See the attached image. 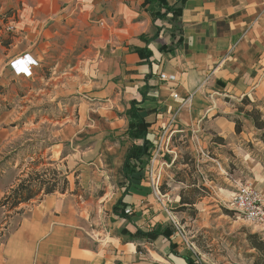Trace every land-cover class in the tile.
<instances>
[{
    "label": "crops",
    "instance_id": "obj_1",
    "mask_svg": "<svg viewBox=\"0 0 264 264\" xmlns=\"http://www.w3.org/2000/svg\"><path fill=\"white\" fill-rule=\"evenodd\" d=\"M163 5L180 12H167L154 0H0V25H15L13 32L0 33V85L26 77L11 64L22 54L39 61L36 74L59 44L69 52L86 44L83 54L92 61L94 76L84 84L90 97L79 123L64 125L59 133L64 141H87L80 160L101 163L123 182L106 216L99 215L96 231L82 216L90 205L44 195L15 228L0 235V264H188V257L195 264H214L184 243L164 208L169 200L179 203L182 191L208 184L186 180L178 189L170 183L158 199L145 179L147 169L128 179L123 167L134 140L126 112L138 101L153 143L167 129L175 140L186 137L193 152L216 145L238 148L237 140L249 136L236 132L232 102L264 87V0H164ZM156 10L166 16L156 17ZM8 131L0 126V145ZM8 189L0 181V204ZM123 209L131 211L123 216ZM158 226L156 235H135Z\"/></svg>",
    "mask_w": 264,
    "mask_h": 264
},
{
    "label": "rangeland",
    "instance_id": "obj_2",
    "mask_svg": "<svg viewBox=\"0 0 264 264\" xmlns=\"http://www.w3.org/2000/svg\"><path fill=\"white\" fill-rule=\"evenodd\" d=\"M85 47L82 44L69 52L59 44L47 54L36 74L9 78L7 84L0 85V126L9 130L0 145V181L8 186L6 193L25 179H31L35 191L43 188L30 203L16 210L8 211L0 204V235L15 228L24 211L43 198L45 188L53 183L58 198H76L81 205L91 206V211H82V216L96 231L102 225L99 215L106 216V208L123 186L114 170L80 160L87 141H64L59 133L64 125L75 127L79 123L90 97L89 86L84 84L94 76L88 67L92 61L83 54ZM232 103L234 121L239 120L242 131L249 136L243 134L237 140L238 148L216 145V150L208 147L193 152L186 137L177 136L172 146L161 152L155 172L161 175V192L170 183L179 189L186 180L208 184L196 193L208 197L194 198L204 199L198 209H184L174 199L167 201L185 225L191 248L214 264H253L254 250L247 235L257 232L264 238V225L239 215L230 201L235 190L246 184L257 187L264 197V127H257L252 118L264 121V87ZM114 139L123 142L119 136ZM145 177L152 187L150 173L146 171ZM42 178L47 180L44 186L40 185ZM65 185L67 190L61 192Z\"/></svg>",
    "mask_w": 264,
    "mask_h": 264
},
{
    "label": "trees",
    "instance_id": "obj_3",
    "mask_svg": "<svg viewBox=\"0 0 264 264\" xmlns=\"http://www.w3.org/2000/svg\"><path fill=\"white\" fill-rule=\"evenodd\" d=\"M152 2L153 0H149ZM159 1V5L163 6L167 12H180L179 8H175L173 6L169 5H163L164 0H154ZM156 17H165L166 15L161 12V10H156L153 12ZM155 38V36L153 37ZM181 41V38L178 40V42ZM177 42V43H178ZM162 48H164L162 46ZM173 48H170L172 50ZM151 52L149 51L147 55L149 56ZM138 101L133 100L131 102V107L127 110L126 114L129 117V127H128V134L129 137L134 140V143L129 147L125 162H124V173L128 179L132 177L134 173L143 171L147 168L149 164V159L151 156V151L154 148V143L148 138L149 133V127L150 123L146 121V119L141 115L139 111V107L137 106ZM246 115L251 116V112H247ZM254 120V123L257 125V127L262 128L264 127V121L259 120L257 117H252ZM242 123L239 120H236V132L240 133L242 131ZM141 141L140 143L137 141ZM222 139H216V141H221ZM47 183V180L42 178L40 180V185L44 186ZM192 184H195L196 182H191ZM56 183H53L52 186H47L45 188L44 194H51L55 191H57ZM43 188H40L42 190ZM205 189V186L203 184L196 186V184L192 187H190L185 192L182 191L181 198H180V207H183L184 209L187 207H194L195 203L197 202L198 194L197 192L202 191ZM67 190V185H65L61 192H65ZM39 191H35L33 188H31V179H25L22 180L20 183H18L15 187L11 188L10 192L6 193L5 196L1 200V205L5 208H7L8 211L16 210L18 209L23 203H30L31 200H33L36 196V194L39 193ZM42 198V197H41ZM40 198V199H41ZM39 199V200H40ZM123 204V200H119L117 204L114 205L113 211L117 213V209L120 205ZM188 209V208H187ZM22 210V209H21ZM18 211V210H17ZM20 212V210H19ZM120 215H127L125 209H123L122 213ZM161 226H158L157 230L155 231H143L138 229L135 232V235L137 236H152L159 233V230L161 229ZM168 227L165 228L162 232L167 233ZM247 240L249 242L250 248L254 250V253L252 254V257L254 258L253 264H264V238L261 234L255 232V233H249L247 235ZM188 264H195L190 257H188ZM200 264V263H198Z\"/></svg>",
    "mask_w": 264,
    "mask_h": 264
},
{
    "label": "built area",
    "instance_id": "obj_4",
    "mask_svg": "<svg viewBox=\"0 0 264 264\" xmlns=\"http://www.w3.org/2000/svg\"><path fill=\"white\" fill-rule=\"evenodd\" d=\"M15 30L14 24L0 25V33L3 32H13ZM12 67L17 75H25L26 77H31L34 74V67L39 65V61L35 59H30L29 54H22L12 61ZM161 79H170L175 80L174 75L161 74ZM160 141L154 143V148L151 151V156L149 159V164L147 166V172L151 175V186L154 190V193L158 199L161 195V175L155 172V163L160 159L161 152L165 148L172 145L174 139L173 131L168 132L165 129L160 135ZM158 139V138H157ZM164 142L165 145L164 146ZM203 152V149L200 150ZM232 207L237 211V213L249 222L253 224H263L264 225V199L260 190L253 185H243L235 190L231 201ZM164 208L168 214L171 225L173 226L175 232L182 237L184 243L190 247V244L187 240V232L185 225L181 222L180 218L173 212L172 208L169 209L166 204ZM127 213L131 210L126 209Z\"/></svg>",
    "mask_w": 264,
    "mask_h": 264
}]
</instances>
